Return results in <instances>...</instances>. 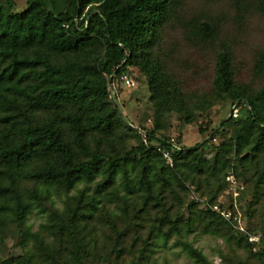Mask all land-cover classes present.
I'll list each match as a JSON object with an SVG mask.
<instances>
[{
  "label": "rangeland",
  "instance_id": "1",
  "mask_svg": "<svg viewBox=\"0 0 264 264\" xmlns=\"http://www.w3.org/2000/svg\"><path fill=\"white\" fill-rule=\"evenodd\" d=\"M54 1L57 10L71 2ZM169 4L170 22L154 54L179 82L182 106L162 111L155 119L156 104L146 77L133 65L127 73L134 85L112 88L108 81L100 105L91 109L114 119L116 104L131 127L152 130L157 121V134L179 136L186 147L206 140L202 151L207 157L214 154V145L222 144L231 164L215 173L198 172L187 164L175 166L172 160L158 157L142 159L153 179L148 185L144 176L139 181L138 162L128 160L108 186L101 185L102 165L92 177L81 176L65 189L62 182L32 176L45 165L36 158L14 170V184L27 206L22 220L15 218L12 195L0 192V264H264V150L253 156L251 145L246 144L235 154L241 125L219 127L220 121L232 116L234 103L225 94H217L213 85L216 49L231 55L235 83L248 89L264 84V0H169ZM0 6L19 12L27 0H0ZM86 15L85 7L81 18ZM36 54L50 55L57 63L69 58L40 45L19 50L23 56ZM27 69L22 68L12 80L0 78V138L14 144L25 128L53 123L81 157L69 116L90 114L89 109L73 97H58L48 106L33 105L24 94L35 81L19 77ZM43 87L33 91L32 97L47 94ZM85 140L91 148L98 146L110 155L139 143L123 122L109 134L90 129ZM6 169L0 167L2 185L9 184ZM172 221L177 231L169 229ZM234 233L244 235L247 244ZM190 247L203 260L192 256Z\"/></svg>",
  "mask_w": 264,
  "mask_h": 264
},
{
  "label": "trees",
  "instance_id": "2",
  "mask_svg": "<svg viewBox=\"0 0 264 264\" xmlns=\"http://www.w3.org/2000/svg\"><path fill=\"white\" fill-rule=\"evenodd\" d=\"M85 7L86 18H81ZM171 12L169 0H71L63 10L56 9L54 0H27V6L19 12H9L0 6V62L4 63L0 78L12 80L22 68H28L19 77L34 79L33 88L31 85L32 89L24 94L33 105L48 106L58 97H73L75 102L90 111V114L69 116L73 140L81 157L63 138L60 127L53 123L43 122L25 128L19 142L14 144L0 138V167H7L3 173L9 177V184H0V192L12 195L16 220L23 219L27 206L14 184V170L36 158L44 160L45 165L34 171L32 176L43 182H62L65 189L73 186L81 176L92 177L102 165L104 177L101 185L108 186L128 160L138 162L140 183L146 177V183L151 184L153 179L142 159L158 157L161 161L166 160L157 147L172 148L169 136L157 134L156 129L160 124L156 121L152 130L131 127L122 119V112L116 104L118 116L114 119L96 114L91 108L100 105L101 96L107 93L108 81L111 82L120 73L128 72V67L133 65L146 77L156 104L155 119L162 111L182 106L184 97L179 82L166 70L165 62L154 54L159 50V44L161 46ZM32 45L66 54L69 58H64L65 63H57L50 55H19L21 48ZM229 55L223 50L216 49L214 52L213 85L217 94H225L233 103L236 102L238 114L235 118L231 115L224 118L219 127L240 124L234 152L238 154L244 145L250 144L255 156L256 152L264 150V84L257 89H248L235 83ZM104 74L109 79L104 80ZM41 84L47 94H43L42 98L32 97L31 94H35L33 91ZM93 91L101 94H91ZM120 122L138 136L139 143L136 146L121 154L110 155L98 146L91 148L86 142L85 137L90 129L109 134ZM202 126L200 131L204 129ZM139 130L146 132V144ZM205 142L203 140L186 147L179 136L174 137L173 164H187L198 172L208 169L218 173L225 170L231 164L229 158L224 156L228 152L226 148L222 144L214 145V154L207 157L202 151ZM135 155H139L138 158ZM261 179L263 174L259 176ZM169 229L177 231L179 228L172 221ZM234 234L239 242L246 243L244 235ZM187 250L196 259L203 260L202 254L195 248ZM2 264L8 262L3 261Z\"/></svg>",
  "mask_w": 264,
  "mask_h": 264
},
{
  "label": "built area",
  "instance_id": "3",
  "mask_svg": "<svg viewBox=\"0 0 264 264\" xmlns=\"http://www.w3.org/2000/svg\"><path fill=\"white\" fill-rule=\"evenodd\" d=\"M114 84H121V85H125V86H133L134 85V81L133 79L128 75L127 72H123V73H120L118 75H116L114 77V79L111 81V87L113 88V85ZM232 116H237L238 114V107L236 105V102L233 104L232 106ZM139 132L141 133V139L142 141L146 144L147 141H146V132L143 131V130H139ZM170 141L172 143V148L171 149H166V148H161V147H157V150L161 151L162 155L167 159V160H172V149H174V137H170ZM213 207L215 209H218L217 208V205H213ZM221 213H224V211H221Z\"/></svg>",
  "mask_w": 264,
  "mask_h": 264
}]
</instances>
